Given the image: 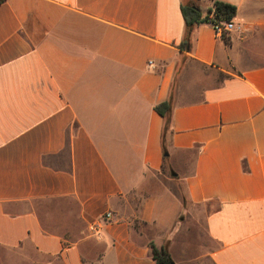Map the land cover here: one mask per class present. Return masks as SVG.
<instances>
[{"label": "crops", "instance_id": "crops-1", "mask_svg": "<svg viewBox=\"0 0 264 264\" xmlns=\"http://www.w3.org/2000/svg\"><path fill=\"white\" fill-rule=\"evenodd\" d=\"M186 1L0 2V249L164 264L202 217L215 264H264V0L181 50Z\"/></svg>", "mask_w": 264, "mask_h": 264}, {"label": "rangeland", "instance_id": "rangeland-1", "mask_svg": "<svg viewBox=\"0 0 264 264\" xmlns=\"http://www.w3.org/2000/svg\"><path fill=\"white\" fill-rule=\"evenodd\" d=\"M238 29L240 28L234 30ZM48 204L47 201L39 202L40 208ZM213 246L214 243L207 236L202 217L197 219L196 223L193 220L186 222L173 238L174 264H215L210 256ZM0 264L61 263L52 257L40 254L34 246L25 244L15 250L0 249Z\"/></svg>", "mask_w": 264, "mask_h": 264}, {"label": "trees", "instance_id": "trees-1", "mask_svg": "<svg viewBox=\"0 0 264 264\" xmlns=\"http://www.w3.org/2000/svg\"><path fill=\"white\" fill-rule=\"evenodd\" d=\"M3 1L5 0H0V2ZM210 1L211 3L206 6V8H203L199 3L196 2V0L182 2L181 9L185 19V34L179 46L181 50H188L191 48V35L193 29L196 25L202 22L211 21L212 14H214L215 18L218 19L231 20L237 12V6L233 3L223 0ZM173 106L172 95L155 105V109L164 117L165 120L163 131L164 139H166V134L171 129ZM151 245L153 248V256L157 262L171 264L173 258L166 245H163L161 248H159L153 241H151Z\"/></svg>", "mask_w": 264, "mask_h": 264}, {"label": "built area", "instance_id": "built-area-1", "mask_svg": "<svg viewBox=\"0 0 264 264\" xmlns=\"http://www.w3.org/2000/svg\"><path fill=\"white\" fill-rule=\"evenodd\" d=\"M211 17L213 20L211 19V21H209V22L213 25L215 32L219 36H224L227 33L231 32L237 28L241 29V25L239 23L235 22L233 19H231V20L218 19V18H215L214 14H212ZM150 62H152V60H150ZM109 216H111V211H108L105 215V217H109ZM98 225H99L98 223H96L94 225L96 227V229L98 228L97 227Z\"/></svg>", "mask_w": 264, "mask_h": 264}, {"label": "water", "instance_id": "water-1", "mask_svg": "<svg viewBox=\"0 0 264 264\" xmlns=\"http://www.w3.org/2000/svg\"><path fill=\"white\" fill-rule=\"evenodd\" d=\"M166 154H168V152H166ZM171 264H174V261H172Z\"/></svg>", "mask_w": 264, "mask_h": 264}]
</instances>
